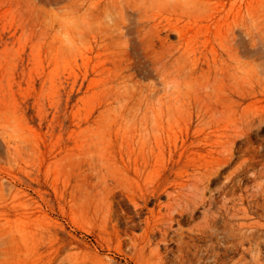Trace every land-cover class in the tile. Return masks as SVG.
<instances>
[{
  "label": "rangeland",
  "instance_id": "rangeland-1",
  "mask_svg": "<svg viewBox=\"0 0 264 264\" xmlns=\"http://www.w3.org/2000/svg\"><path fill=\"white\" fill-rule=\"evenodd\" d=\"M185 1L172 29L132 49L122 24L141 0H0V264H239L232 248L219 256L181 250L180 235L154 229L159 207L150 217L166 197L147 205L139 198L154 181L170 186L187 157H198L193 147L170 159L172 142H231L233 159L211 190L227 184L253 208L262 199L253 196L264 171V37L252 47L239 32L246 57L263 65L253 97L220 58L210 60L221 36L210 6ZM254 8L264 30V0ZM65 12L87 17L88 27L74 33L75 49L56 37L54 14ZM184 46L193 54L179 57ZM197 214L180 226L191 229Z\"/></svg>",
  "mask_w": 264,
  "mask_h": 264
},
{
  "label": "bare ground",
  "instance_id": "bare-ground-1",
  "mask_svg": "<svg viewBox=\"0 0 264 264\" xmlns=\"http://www.w3.org/2000/svg\"><path fill=\"white\" fill-rule=\"evenodd\" d=\"M195 1H203L210 6V21L213 22L217 27H220L219 31H221V36L219 35L220 37H215L218 40L217 47L212 46V49L210 50V60H213L215 63H217V59L220 58L223 63L222 69L224 70V72L226 74L228 72L230 77H233L237 82L249 85L252 90V95L253 97H255L256 85L259 84L261 80L259 75L261 73L259 72L261 70L259 64L261 63L256 61V57H246L248 55H246V52L244 53V51L242 50V45L247 40L245 39V41L243 42V39L239 32H243V34L248 36L246 37L249 38L252 47H255L257 39L260 35L264 37V30L260 27L262 21H260V19L262 17L256 12L254 8L257 0H248V2H246V0ZM188 5L189 2L185 0H141L140 5H137L136 7L132 8L131 11L127 12L124 16V23L122 24V33L126 40V43L129 44L132 49H134L137 43L143 46L146 43H150L151 39L153 42L155 35L157 37V35H159L166 28L172 29V26L170 25V18L174 17L175 15H178V17H176V20L179 21L183 17L185 7ZM262 26H264V23ZM131 34H135V36L132 37ZM191 51L192 49L190 50L189 46H184V50L180 53L179 57H188V55L191 54ZM170 57L171 55L169 56V58ZM206 57H209L208 53L206 54ZM261 68H263V65L261 66ZM159 69L160 68H157V70ZM160 76L161 81L165 83L163 73ZM153 87V85H150V88ZM259 98L264 97L262 96ZM253 101L255 100L253 99ZM253 101L251 100V102ZM262 101H264V99L261 100V102ZM254 103L257 105V102ZM254 103L252 105H255ZM246 105L245 107L248 106ZM248 107H251L252 111V106ZM258 108L259 107H257V109ZM230 143L231 142H229V144ZM229 144L228 142H199L198 144L185 146V142H182V145H179L178 142H172L168 146V156H170V159L175 158V156L180 151L181 152L179 153V159H182L185 151H189L188 149H192L193 147H197V150L193 151L192 153L197 154L198 157H187L185 165L178 169L174 177L172 176L173 179L171 181L170 186L168 185V187H163L160 182H155L153 177L150 176L154 181L152 182V180L150 179V183H153V186L151 185L152 189L141 190V195L139 198L144 205H147L151 200H157L161 196L166 197L165 199H167V202L165 204H157L155 205L154 209L149 210V213L151 214L150 217H155V209L156 207H159V216L154 220V229L158 230V233H161L162 236L169 234L170 231H173L177 235H180V237H178V240H176L179 243L181 250L188 249L189 251L190 249H194L197 252L199 249L202 248L207 253L219 256L220 254H222L220 249L228 250L232 248L235 251L237 250V252H240L238 259H235L237 263L262 264V261H264V171L261 169L262 171H259L256 174L255 172H257L258 170L256 168L257 170L253 172L257 176V181L260 180L258 181L259 183L256 186L257 190L253 198H262V202H260L261 200L255 202L254 208L253 206L245 205V198L242 195H238V193L236 194L235 191L237 190H227V184L219 186L217 190H214L213 188L214 191H212L210 187L212 184L215 183L218 177L219 169H221L224 163H226L232 158L231 150H233L232 147L234 145L231 147L232 149L230 148V150L228 148ZM206 146H209L210 150L208 151L207 149L208 152L205 151L206 153H201V151L206 148ZM155 158L156 160L154 161V165L159 166L163 158L161 159L160 157L156 156ZM246 166L249 165L247 164ZM240 167L241 166L239 165V167L235 168V171H239ZM135 168L138 167L135 166ZM144 169L145 168H143L142 170ZM133 171L135 174L138 173L137 169H134ZM235 171L233 172L235 173ZM152 173L154 174L155 172ZM227 173L225 174V177L227 176ZM155 175L156 174H154V176ZM237 176H239V174ZM228 178H230V176ZM217 181L220 182L219 180ZM241 184L242 183H240V185ZM140 187L141 186H139L138 188L140 189ZM169 187L170 189H172V191L169 190ZM234 187L235 186H232V188ZM248 195H250V193ZM161 210H164V213ZM195 213H201L200 221L197 224H194L191 229H183L185 227L182 228L180 226L181 222H183L182 220H184L183 217H186V219L187 216L193 218V215ZM150 217L148 219H150ZM176 226L179 227L176 228ZM158 233L156 231V234ZM184 234H197L200 237V239L198 240H200V242H204V244L201 245L194 239L188 240L184 237ZM165 237H163L162 239H164ZM171 238L169 239L171 240ZM181 250L179 251L180 253H182ZM225 252L226 251H224V253ZM237 252L235 253L237 254ZM192 253L194 252L192 251ZM217 259L219 258L217 257ZM200 262L201 261H199V263Z\"/></svg>",
  "mask_w": 264,
  "mask_h": 264
},
{
  "label": "clouds",
  "instance_id": "clouds-1",
  "mask_svg": "<svg viewBox=\"0 0 264 264\" xmlns=\"http://www.w3.org/2000/svg\"><path fill=\"white\" fill-rule=\"evenodd\" d=\"M54 15L55 22L58 25L56 37L69 49L77 48L79 45L74 33H82L88 27L87 17L84 15L77 16L72 12L56 13ZM104 19L109 25L113 22L110 14H106Z\"/></svg>",
  "mask_w": 264,
  "mask_h": 264
}]
</instances>
